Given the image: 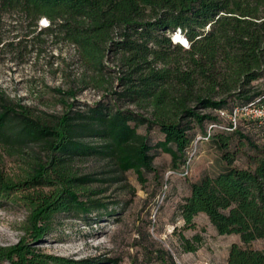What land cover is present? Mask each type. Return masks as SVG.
<instances>
[{
  "label": "trees",
  "instance_id": "trees-1",
  "mask_svg": "<svg viewBox=\"0 0 264 264\" xmlns=\"http://www.w3.org/2000/svg\"><path fill=\"white\" fill-rule=\"evenodd\" d=\"M13 31L25 32L9 40L5 33ZM42 36L72 47L78 90L55 88L62 111L44 116L0 95V142L35 144L44 152L19 178L0 172V201H21L28 211L23 235L0 245V261L118 264L107 256L46 253L39 244L59 215H114L100 196L105 189L92 187L96 182L118 181L128 171L143 184L145 173L159 180L154 149L169 154L183 175L195 154V127L205 136L211 124L229 125L219 110L264 97V0H0V48L29 44L38 57ZM108 61L112 80L105 77ZM87 88L102 92L101 98L75 108L78 92ZM154 127L163 135L156 144ZM239 129L211 134L221 168L191 182L178 211L186 228L205 214L220 235L239 236L243 245L232 243L223 264H264V249L249 247L264 241V145ZM241 148L245 167L235 165ZM90 158L110 166L111 176L100 180L73 170L75 161ZM201 240L200 234L181 236L185 251H196ZM156 255L162 262L173 259L165 250Z\"/></svg>",
  "mask_w": 264,
  "mask_h": 264
},
{
  "label": "rangeland",
  "instance_id": "rangeland-1",
  "mask_svg": "<svg viewBox=\"0 0 264 264\" xmlns=\"http://www.w3.org/2000/svg\"><path fill=\"white\" fill-rule=\"evenodd\" d=\"M42 22L46 25L44 19ZM41 25L39 21L37 31ZM24 32L5 34L12 40L16 34L21 37ZM35 34L27 38H33ZM40 38L44 41L38 57L29 44L27 48H0V95L27 105L36 115L44 116L45 113L62 111L55 88L66 89L75 85L78 90L74 78L79 73V64L72 47H57L50 37ZM108 65L111 71L105 77L112 80L113 62L108 61ZM101 95L102 92L92 88L79 91L74 106L83 109L98 101ZM222 118L223 122H228L227 118ZM238 126L243 134L264 145V119L243 115ZM138 130L145 132V127L140 126ZM220 131L224 130L215 128L211 134ZM194 132L195 154L187 175L174 170L169 154L154 149L153 162L159 180L154 179L153 173H145L147 181L143 184L133 171H128L121 174L118 181L96 182L92 187L105 189L100 196L109 203L114 215L93 213L88 218L59 215L53 233L39 246L46 253L74 259L117 258L118 264H223L232 243L243 245L239 236L220 235L205 214L195 217V228H186L178 211L179 204L190 191V183L205 174L216 173L222 165L220 153L211 138L205 139L199 127H195ZM162 138L157 127L151 129L153 144ZM43 156L42 148L35 144L12 146L0 142V172L19 178L30 170L37 158ZM235 165L247 166L244 148L237 153ZM72 168L78 174L93 173L100 180L108 178L112 172L105 162L91 158L75 161ZM27 216L28 211L21 201H0V245L18 241L23 235ZM195 234L201 235V244L196 251H185L181 236L191 239ZM249 247L264 249V241L256 240ZM158 249L169 252L173 259L162 262L156 255ZM0 264L8 262L0 261Z\"/></svg>",
  "mask_w": 264,
  "mask_h": 264
},
{
  "label": "built area",
  "instance_id": "built-area-1",
  "mask_svg": "<svg viewBox=\"0 0 264 264\" xmlns=\"http://www.w3.org/2000/svg\"><path fill=\"white\" fill-rule=\"evenodd\" d=\"M219 114L221 117L227 118L228 126L221 124H211L208 127L207 134L204 136L205 139H209L211 136V131L215 128H222L227 130H234L237 128L239 124V119L241 116H251L253 118H257L260 120L264 119V97L257 100L256 102L235 106L230 111L219 110ZM189 159L188 162H190ZM188 169L185 171L183 175L188 174Z\"/></svg>",
  "mask_w": 264,
  "mask_h": 264
},
{
  "label": "bare ground",
  "instance_id": "bare-ground-1",
  "mask_svg": "<svg viewBox=\"0 0 264 264\" xmlns=\"http://www.w3.org/2000/svg\"><path fill=\"white\" fill-rule=\"evenodd\" d=\"M45 22H46V20H45ZM179 38V36L176 34L175 36H174V39H178Z\"/></svg>",
  "mask_w": 264,
  "mask_h": 264
}]
</instances>
